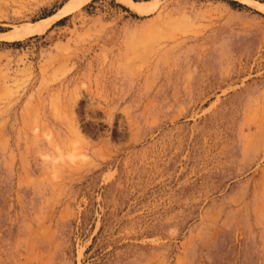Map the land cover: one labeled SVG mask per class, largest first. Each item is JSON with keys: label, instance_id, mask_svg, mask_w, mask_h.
Listing matches in <instances>:
<instances>
[{"label": "rangeland", "instance_id": "374dc122", "mask_svg": "<svg viewBox=\"0 0 264 264\" xmlns=\"http://www.w3.org/2000/svg\"><path fill=\"white\" fill-rule=\"evenodd\" d=\"M69 1L0 0V264H264V0Z\"/></svg>", "mask_w": 264, "mask_h": 264}, {"label": "bare ground", "instance_id": "6f19581e", "mask_svg": "<svg viewBox=\"0 0 264 264\" xmlns=\"http://www.w3.org/2000/svg\"><path fill=\"white\" fill-rule=\"evenodd\" d=\"M85 1L86 0H70L58 12L57 17L63 16L67 13L72 12L73 10L81 6ZM259 10L260 12L264 13V7H260ZM57 17L49 19L47 21H42L32 26L25 27L24 35L28 36V35L42 34Z\"/></svg>", "mask_w": 264, "mask_h": 264}]
</instances>
